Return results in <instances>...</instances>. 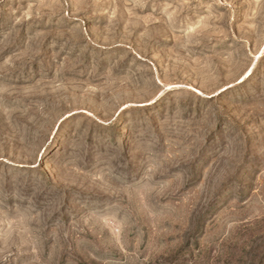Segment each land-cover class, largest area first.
Wrapping results in <instances>:
<instances>
[{
  "label": "rangeland",
  "instance_id": "rangeland-1",
  "mask_svg": "<svg viewBox=\"0 0 264 264\" xmlns=\"http://www.w3.org/2000/svg\"><path fill=\"white\" fill-rule=\"evenodd\" d=\"M0 264H264V0H0Z\"/></svg>",
  "mask_w": 264,
  "mask_h": 264
},
{
  "label": "snow or ice",
  "instance_id": "snow-or-ice-1",
  "mask_svg": "<svg viewBox=\"0 0 264 264\" xmlns=\"http://www.w3.org/2000/svg\"><path fill=\"white\" fill-rule=\"evenodd\" d=\"M249 75H250V73H248ZM244 74H242V76H243Z\"/></svg>",
  "mask_w": 264,
  "mask_h": 264
}]
</instances>
